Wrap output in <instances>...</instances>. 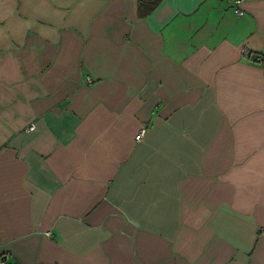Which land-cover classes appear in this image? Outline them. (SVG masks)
Returning <instances> with one entry per match:
<instances>
[{
  "label": "crops",
  "instance_id": "obj_1",
  "mask_svg": "<svg viewBox=\"0 0 264 264\" xmlns=\"http://www.w3.org/2000/svg\"><path fill=\"white\" fill-rule=\"evenodd\" d=\"M140 1L0 0L14 264H264V0Z\"/></svg>",
  "mask_w": 264,
  "mask_h": 264
},
{
  "label": "trees",
  "instance_id": "obj_2",
  "mask_svg": "<svg viewBox=\"0 0 264 264\" xmlns=\"http://www.w3.org/2000/svg\"><path fill=\"white\" fill-rule=\"evenodd\" d=\"M160 0H141L140 3H141V7H140V10H141V13H147L149 12L150 10H152L158 3H159Z\"/></svg>",
  "mask_w": 264,
  "mask_h": 264
},
{
  "label": "built area",
  "instance_id": "obj_3",
  "mask_svg": "<svg viewBox=\"0 0 264 264\" xmlns=\"http://www.w3.org/2000/svg\"><path fill=\"white\" fill-rule=\"evenodd\" d=\"M236 4L240 3L242 0H234ZM237 13H242V10L240 8L236 9ZM244 52H246V48L244 49ZM143 133V130H141L138 134H137V138L139 139L141 137ZM0 264H14L13 262H11L7 256L5 255H0Z\"/></svg>",
  "mask_w": 264,
  "mask_h": 264
}]
</instances>
